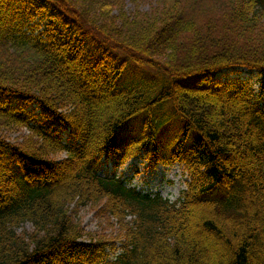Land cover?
<instances>
[{"label":"trees","instance_id":"16d2710c","mask_svg":"<svg viewBox=\"0 0 264 264\" xmlns=\"http://www.w3.org/2000/svg\"><path fill=\"white\" fill-rule=\"evenodd\" d=\"M131 1L0 0V264H264V0ZM144 154L179 200L103 170Z\"/></svg>","mask_w":264,"mask_h":264},{"label":"rangeland","instance_id":"374dc122","mask_svg":"<svg viewBox=\"0 0 264 264\" xmlns=\"http://www.w3.org/2000/svg\"><path fill=\"white\" fill-rule=\"evenodd\" d=\"M151 1L154 0H141L140 7L143 10H149ZM126 2L129 10L135 7L134 2L131 0H126ZM203 2L207 3L208 0H203ZM149 74H156V71L149 67L139 68L137 65L130 63L126 68L121 81L130 80L134 77L142 78ZM245 75L249 76V74ZM172 125L173 127H177L178 123L173 121ZM23 133L25 132H16L11 138L16 140L15 138ZM164 133L165 128H162L160 130V135L165 136ZM173 133L175 132H172V134ZM103 160V169L112 171L114 165L113 158L104 157ZM116 171L118 174H123L124 177L130 180L132 185L137 186V188L144 192H149L151 194L159 193L171 200L178 199L187 187L188 172L183 164L177 162L174 164H154L151 162V159L147 154L132 158L130 161L118 167ZM0 186H6V182L1 173ZM74 215L77 220L81 222L84 232L90 233L92 234V237H94L90 238L89 234H86L84 237L86 240L101 239L103 241H108L109 243L117 242V246H119L120 238H114L118 233L119 225L117 224L115 217L105 211L102 204L93 205L88 203L86 205L81 204L79 206H74ZM33 229V225L28 222L23 227L19 228V232L27 231L30 233Z\"/></svg>","mask_w":264,"mask_h":264},{"label":"bare ground","instance_id":"6f19581e","mask_svg":"<svg viewBox=\"0 0 264 264\" xmlns=\"http://www.w3.org/2000/svg\"><path fill=\"white\" fill-rule=\"evenodd\" d=\"M142 193H146V192H144V191H142V190H140ZM147 194H151V193H147ZM158 193H155V194H151V195H157Z\"/></svg>","mask_w":264,"mask_h":264}]
</instances>
